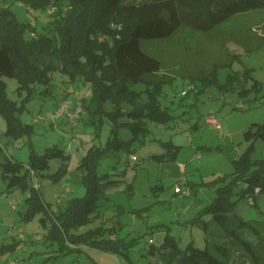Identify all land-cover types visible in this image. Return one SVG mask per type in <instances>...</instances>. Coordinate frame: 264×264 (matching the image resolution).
Here are the masks:
<instances>
[{"label": "rangeland", "instance_id": "obj_1", "mask_svg": "<svg viewBox=\"0 0 264 264\" xmlns=\"http://www.w3.org/2000/svg\"><path fill=\"white\" fill-rule=\"evenodd\" d=\"M2 7H10L21 21L31 23L37 31H42L50 19L49 14L30 8L24 0H0ZM25 35L30 37L32 30L27 28ZM142 44L162 59L164 71L176 75L172 83L165 86V92L160 97L173 117L167 123L149 121L150 132L146 141L134 154L138 159L133 158L132 154L123 153L118 160L114 151L106 155L98 171L110 172L113 178L119 180L104 189L108 197L103 199L101 207L104 210L103 218L78 230L84 231L102 222L106 226L115 224L120 235L139 236V242L130 254L132 260L84 245L82 251L58 252L59 240L48 236L52 221L47 218L44 224L42 212L25 219L23 213L28 207L26 194L17 189L7 190L0 169V247L18 241L15 248H0V264H162L158 256L150 252V244L161 243L167 225L171 226V233L184 248L193 241L199 247L209 246L216 252V245L221 244L229 249L234 264H258L251 261L242 242L218 222L211 221L207 233L201 221L190 222V219L216 196L215 190L220 184L208 185L206 182L233 171L234 158L245 152L251 144L254 146L253 158H264V138L253 141L244 135L253 122L264 123V9L239 13L210 32L183 27L169 38L144 39ZM215 65L218 66L221 80L228 72H245L247 69L248 87L251 88L248 94L240 96L237 92H225L211 85L197 99L194 92L183 97L182 91L191 82L182 74L188 71L193 74L200 70L210 71ZM4 78L8 96L20 104L26 91L19 93L17 78ZM254 80L258 81L257 87H253ZM53 83V90L48 94L43 92V85L38 86L20 114L24 122L34 125L33 135L16 139L8 137L5 133L6 119L0 115V142L5 145L7 153L24 163L29 160L31 148L44 153L48 147L58 145L71 154L68 170L74 173L83 170L78 164L88 146L106 145L113 123L106 119L100 134L96 136V127L86 108L75 119L78 122L76 127L64 125L60 120L52 123L50 116L58 103L67 99L74 104L83 98L84 103H89L92 95L90 84L81 78L71 82L66 75L55 72ZM134 87L143 86L138 83ZM211 111H214L221 128L207 122ZM39 115L45 118L37 120ZM119 136L123 139L131 137V130L120 126ZM168 140L180 145L176 158L171 161L154 159V154H164L165 158L173 155L176 148L164 144ZM168 163L185 165L183 174L192 183L196 193L185 197L175 191V185L183 183V180L175 174L176 168ZM59 164V158H51L50 167L45 172H54ZM69 171L57 182L45 175L38 177L42 185L40 191L53 210L58 205L53 193L62 195L63 206L68 202L67 199L86 193L83 184L72 182L74 175H70ZM71 184V188L76 191H65V187ZM158 185H164L165 190L156 189ZM242 186L238 189L241 190ZM249 194L253 195L254 201L239 193L231 196L233 209L227 226L236 228L242 239L257 244L264 239V194L258 188ZM255 196L257 203L253 204ZM115 204H122L125 209L130 205L147 207L141 212V217L127 211L112 216L118 208ZM204 217L210 219L211 214ZM242 220L249 224L240 225ZM256 252L260 257L259 264H264V241L256 247Z\"/></svg>", "mask_w": 264, "mask_h": 264}, {"label": "trees", "instance_id": "obj_2", "mask_svg": "<svg viewBox=\"0 0 264 264\" xmlns=\"http://www.w3.org/2000/svg\"><path fill=\"white\" fill-rule=\"evenodd\" d=\"M24 2L30 8L46 12L50 19L42 31H37L31 23L21 21L10 7L0 8V115L6 119V135L14 139L33 135L34 125L24 122L20 114L26 107V101L33 98L38 86L43 85V92L51 93L55 72L66 75L71 82L81 78L90 84L92 95L90 102L84 103V108L90 112L96 136L100 134L106 119L111 120L113 125L106 145L88 146L80 160L86 193L70 198L66 205L56 210L43 199L40 186L37 187L35 183L39 175H45L54 182L67 175L71 154L65 149L54 145L40 153L31 148L29 160L24 163L8 154L5 145L0 142V157L3 158L0 161L1 176L7 183V190L17 189L26 194L28 207L23 213L25 219L32 218L36 212H42L44 224L47 218L52 221L48 236L59 240L58 252L69 253L91 247L132 260L130 254L138 244L139 236L120 235L117 226H106L102 222L84 231L78 230L103 218L104 210L101 207L103 199L108 197L104 189L119 180L113 178L110 172L98 171L106 155L114 151L121 159L123 153L135 154L150 132L149 121L167 123L173 117L160 97L165 92V86L171 84L176 75L163 70L162 59L149 52L142 40L166 39L183 27L210 32L239 13L264 9V0ZM27 28L32 30L30 37L25 35ZM217 68L215 65L210 71L200 70L196 74L188 71L182 74L193 84L186 94H182L183 97L194 92L197 99L211 85L225 92H237L240 96L248 94L251 88L248 87L247 69L245 72H228L221 80ZM4 76L17 78L19 93L26 91L20 104L8 96ZM138 83L143 87H134ZM257 83L254 80L253 87H257ZM82 101L85 102V99ZM120 126L128 127L132 136L121 138ZM244 135L253 141L264 138V123L253 122ZM164 144L176 148L173 155L165 158L164 154H154L153 158L158 161L174 160L180 145L173 140L165 141ZM253 149L251 144L245 152L233 159V171L206 182L208 185L220 184L215 190L216 196L190 222L201 221L207 233L210 222H218L242 242L251 261L259 264L256 247L264 239L254 244L248 239H242L236 228L227 226L233 209V194L248 195L255 192L257 187L264 194V158H253ZM53 157L60 159L59 167L54 172H45ZM155 188L165 190L164 185ZM256 199L257 196L253 204L257 203ZM117 206L112 216L127 211L141 217V212L147 207L130 205L125 209L122 204ZM208 214H211V218L206 220L204 216ZM244 224L248 225L249 222L242 220L240 225ZM170 228L167 225L161 243L150 244V252L157 255L162 264H234L227 246L217 244L215 252L209 246L202 248L191 241L184 248ZM16 242L14 240L3 244L0 248H15Z\"/></svg>", "mask_w": 264, "mask_h": 264}, {"label": "crops", "instance_id": "obj_3", "mask_svg": "<svg viewBox=\"0 0 264 264\" xmlns=\"http://www.w3.org/2000/svg\"><path fill=\"white\" fill-rule=\"evenodd\" d=\"M61 103H58L57 105H56V108H57V106H59ZM55 108V109H56ZM57 120H60V123H62V124H64V125H69V126H71V127H76L77 125H78V122H76V120L75 119H71L70 117H68L67 115H65V116H62V117H60V118H58ZM56 120V121H57ZM52 123H54L53 121H52ZM88 148V147H87ZM9 154V153H8ZM11 155V154H10ZM13 156V155H12ZM116 156H117V159L118 160H120V158H119V155L116 153ZM132 156H135L134 154H132ZM14 157V156H13ZM15 158V157H14ZM80 163V162H79ZM169 165H172V166H174L175 168H176V170H175V174H177V175H179V178H181L182 180H183V183H177L176 185H175V191L177 192V193H182L185 197H189V196H191V195H193V193L195 192L196 193V190H195V188L193 187V185H192V183L189 181V179L183 174V172L186 170V167H185V165L184 164H182V163H180V164H174V163H168ZM78 166H79V164H78ZM69 174L70 175H74V179H72V182H74V184H79V183H81V184H83L82 183V178H83V174H84V171L83 170H78V171H76V172H72V171H69ZM71 176V177H72ZM177 185H180L181 187H182V190L183 191H177L176 190V186ZM71 186H72V184L71 185H67L66 187H65V191H68V192H71V191H76V189H73V188H71ZM41 187H42V185L40 186V189H41ZM7 189V188H6ZM184 190H189V192L188 193H186V192H184ZM43 196V195H42ZM53 198H55L56 200H57V209H58V207L59 206H61V205H63V200H62V195L61 194H59V193H53ZM43 199L45 200V198H44V196H43ZM69 199H67V201H68ZM46 201V200H45ZM48 202V201H47ZM0 207H1V203H0ZM117 223L119 224V221H117ZM113 225H115V224H113ZM116 226V225H115Z\"/></svg>", "mask_w": 264, "mask_h": 264}, {"label": "built area", "instance_id": "obj_4", "mask_svg": "<svg viewBox=\"0 0 264 264\" xmlns=\"http://www.w3.org/2000/svg\"><path fill=\"white\" fill-rule=\"evenodd\" d=\"M193 84L189 85L188 88L184 89L182 91V94H186L188 92V89L192 88ZM84 109V102L82 100H78L76 103L73 104L72 101H69L67 99L63 100L61 104L54 110L52 115L50 116V120L55 122L58 118L67 115L71 119H76L77 117L80 116ZM42 115H39L37 120L44 119ZM207 122L213 124L216 128H221V124L217 117L214 115V111H211L210 114L207 116ZM133 158H136V156H133ZM32 174L35 176V171L32 169L31 170ZM36 177V176H35ZM35 185L38 187L40 186V181L39 179L36 178V183ZM259 190L260 188L257 187ZM256 188V189H257ZM177 191H183L182 187L180 185L176 186ZM184 192L188 193L189 190H184ZM251 201H254V197L252 194L247 195Z\"/></svg>", "mask_w": 264, "mask_h": 264}]
</instances>
